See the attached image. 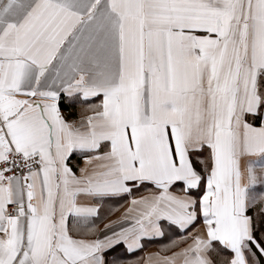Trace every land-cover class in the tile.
Wrapping results in <instances>:
<instances>
[{
  "label": "snow or ice",
  "instance_id": "1",
  "mask_svg": "<svg viewBox=\"0 0 264 264\" xmlns=\"http://www.w3.org/2000/svg\"><path fill=\"white\" fill-rule=\"evenodd\" d=\"M0 264H264V0H0Z\"/></svg>",
  "mask_w": 264,
  "mask_h": 264
},
{
  "label": "crops",
  "instance_id": "2",
  "mask_svg": "<svg viewBox=\"0 0 264 264\" xmlns=\"http://www.w3.org/2000/svg\"><path fill=\"white\" fill-rule=\"evenodd\" d=\"M154 250H155V246L154 245L149 247V251H154Z\"/></svg>",
  "mask_w": 264,
  "mask_h": 264
}]
</instances>
